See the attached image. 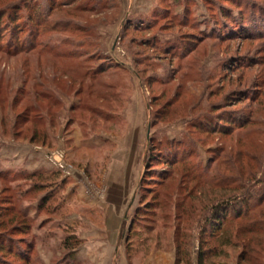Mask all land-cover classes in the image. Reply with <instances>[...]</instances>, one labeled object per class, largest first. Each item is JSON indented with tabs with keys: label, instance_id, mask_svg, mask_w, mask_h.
I'll use <instances>...</instances> for the list:
<instances>
[{
	"label": "rangeland",
	"instance_id": "1",
	"mask_svg": "<svg viewBox=\"0 0 264 264\" xmlns=\"http://www.w3.org/2000/svg\"><path fill=\"white\" fill-rule=\"evenodd\" d=\"M259 164L264 0H0V264H264Z\"/></svg>",
	"mask_w": 264,
	"mask_h": 264
},
{
	"label": "trees",
	"instance_id": "2",
	"mask_svg": "<svg viewBox=\"0 0 264 264\" xmlns=\"http://www.w3.org/2000/svg\"><path fill=\"white\" fill-rule=\"evenodd\" d=\"M78 6L79 5H77V7ZM30 7H32V4ZM28 29L29 28L25 27L23 29H20V32H25ZM20 44H17L15 47V50L17 52H30L31 50L35 49L33 46L25 47L27 42H25L23 45H20ZM80 47L83 48L81 45ZM39 50L41 52L43 50V52H46L47 54H53V55L57 54L58 56H61L64 54V51H61L59 47L57 46L54 48L53 46H51L50 48H47V49L40 48ZM80 50H83V49H80ZM104 66H106L105 62L99 65V69L96 68L94 70V74L97 75L98 73H100L104 69L103 68ZM257 170L264 174V165L259 164L257 166ZM248 171L251 172L250 168ZM249 172H247V174ZM249 176L252 177V172L249 174ZM246 178H247L246 173L244 171V174L240 175L239 178L236 179V185L235 187H233V189H231L230 187H226V190L230 188L229 191H227V194L229 193L231 194L234 193V194L233 195L229 194V196L228 195L226 196L227 199H223V200H219L215 202V204L211 207L210 212H209L212 217H208L206 219V224L209 226L210 230H212L211 232L213 233V235H218V232L220 231L223 234L224 228L225 227L228 228V225H230L231 223L239 224L238 226L234 228L232 227V229H230L231 234L228 233V230L224 231V234L227 233V237L225 238L224 242H221L220 245H222V247L228 244L236 246L238 243H240V241H237L235 243L233 242V238H232L233 232H235L236 237L239 240V238L242 236H246L249 234L260 235V232L264 231V206H263L264 192L255 193L254 190L258 184L249 185L251 183L250 181H248L249 177L247 179ZM251 180L253 181V179ZM237 183H239V186L237 185ZM248 245L249 244H244V248H243L244 251L242 250L244 254H246V252L249 251V249L247 248ZM0 249L4 251L5 247L0 245ZM206 250L207 251L214 250V252H216V249H213V248H208ZM217 252L218 254L219 253L221 254L222 249L217 250ZM218 254H215L214 256Z\"/></svg>",
	"mask_w": 264,
	"mask_h": 264
}]
</instances>
